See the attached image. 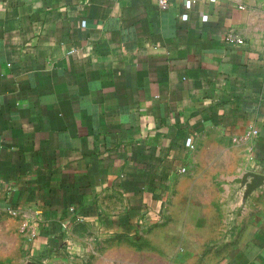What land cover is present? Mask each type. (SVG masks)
Segmentation results:
<instances>
[{"label":"crops","instance_id":"0c3cea01","mask_svg":"<svg viewBox=\"0 0 264 264\" xmlns=\"http://www.w3.org/2000/svg\"><path fill=\"white\" fill-rule=\"evenodd\" d=\"M240 158L264 163V0H0V209L37 262L132 264L101 245L135 234L133 264H264V182H216Z\"/></svg>","mask_w":264,"mask_h":264},{"label":"rangeland","instance_id":"374dc122","mask_svg":"<svg viewBox=\"0 0 264 264\" xmlns=\"http://www.w3.org/2000/svg\"><path fill=\"white\" fill-rule=\"evenodd\" d=\"M247 164L245 168L252 170L257 169L264 171V163H258L254 158L252 162H248V159H242ZM242 162V161H241ZM241 164V163H240ZM236 176H242V174H222L218 176L216 182L219 185L220 191H225L226 187H231L229 192V198L223 200L225 203H232L235 201V195L241 192V181H236ZM261 192L259 198H264V187L260 188ZM231 193V194H230ZM218 203V202H216ZM221 205V202H219ZM239 209L230 207L226 212L228 216V223L231 230H235L233 222H235V216ZM220 216L221 213H219ZM226 218V217H225ZM86 239L83 241V247L86 246ZM101 245L115 246L125 245L126 257L131 259V263L139 261L141 257V251L146 247H150L151 244L143 236H136L135 234H127V236H119L117 238H109L103 241ZM36 233L35 223L31 221L23 220L22 216L18 212H14L9 209H0V264H28L30 260L40 259L36 251ZM66 245H72V242H65ZM77 249V248H76ZM65 250V249H64ZM95 253H90L83 249L70 250L64 256H49L47 260L51 259L53 264H92V260L95 258ZM42 260V259H41Z\"/></svg>","mask_w":264,"mask_h":264},{"label":"water","instance_id":"95a60500","mask_svg":"<svg viewBox=\"0 0 264 264\" xmlns=\"http://www.w3.org/2000/svg\"><path fill=\"white\" fill-rule=\"evenodd\" d=\"M249 176H251V180H248ZM235 180L239 182L240 181L245 182L247 186V192H250L264 182V173L254 170H247L243 173L242 176L236 177ZM28 264H41V263L34 260H30Z\"/></svg>","mask_w":264,"mask_h":264},{"label":"built area","instance_id":"2783aa9c","mask_svg":"<svg viewBox=\"0 0 264 264\" xmlns=\"http://www.w3.org/2000/svg\"><path fill=\"white\" fill-rule=\"evenodd\" d=\"M169 1H171V0H158V2H159L161 5H166ZM194 1H195V0H184V3H185V5H186L187 7H191ZM208 1L215 2V1H217V0H208ZM240 41H242V40H240ZM256 133H257V129H256V128H251V129L249 130V132H248V135L252 136L253 134H256ZM187 144H188L189 146H191V147L194 146V144H193L191 138H188V139H187ZM62 226H63L64 228H68L69 225H68V223H67L66 221H64V222L62 223Z\"/></svg>","mask_w":264,"mask_h":264}]
</instances>
